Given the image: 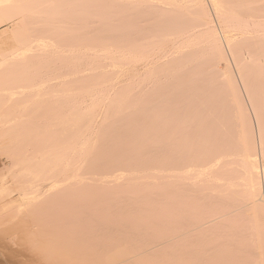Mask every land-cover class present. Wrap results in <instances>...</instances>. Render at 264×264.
I'll use <instances>...</instances> for the list:
<instances>
[{
    "label": "bare ground",
    "instance_id": "obj_1",
    "mask_svg": "<svg viewBox=\"0 0 264 264\" xmlns=\"http://www.w3.org/2000/svg\"><path fill=\"white\" fill-rule=\"evenodd\" d=\"M18 6L0 264H210V230L261 226L264 0H0V27Z\"/></svg>",
    "mask_w": 264,
    "mask_h": 264
},
{
    "label": "rangeland",
    "instance_id": "obj_2",
    "mask_svg": "<svg viewBox=\"0 0 264 264\" xmlns=\"http://www.w3.org/2000/svg\"><path fill=\"white\" fill-rule=\"evenodd\" d=\"M13 7V6H12ZM17 7V6H16ZM15 7V8H16ZM7 9H9V8H7ZM10 9H13V10H6V11H4V10H2V11H4V15L7 13V14H10V17H12V23H10V22H5V23H10L9 24V26H7V24H5V25H3L2 27H0V30L2 31V32H4V30L7 28V29H11L12 31H13V29H15L14 28V25L13 24H16V22L18 23V21H19V19H20V21H21V18L24 16H26V15H21L22 13H18L19 11L21 12V10L20 9H22V7H20V6H18V9H16V10H14V8H10ZM12 11V12H11ZM6 12V13H5ZM7 14L5 15L6 17H7ZM19 14V15H18ZM13 15V16H12ZM17 15V16H16ZM15 16V18H13ZM9 17V16H8ZM20 17V18H19ZM22 18V20H23V22H25V24L27 23V25H29L31 22L33 23L34 21H30V20H32V17H29V18H31V19H26L25 20V18ZM18 18V19H17ZM7 20V19H6ZM8 20H9V18H8ZM7 20V21H8ZM17 20V21H16ZM20 21H19V23H20ZM29 21H30V23H29ZM14 22V23H13ZM9 27V28H8ZM6 29V30H7ZM7 32H8V30H7ZM10 32L11 31H9L8 32V34L5 36V34H3L0 38H2L1 40H0V44H1V48H0V54L1 55H3V54H5V52L9 55V57L10 56H12V54H13V52H12V50H16L17 49V45L18 44H16L17 43V38L16 37H14L13 38V36H8V35H13V32L10 34ZM1 33V32H0ZM4 38H6V39H4ZM12 39V40H11ZM17 39V40H16ZM16 40V41H15ZM3 42V43H2ZM12 45V46H11ZM10 47V48H9ZM11 47H13V48H11ZM15 47V48H14ZM12 52V53H11ZM7 55V56H8ZM14 56V55H13ZM10 58H12V57H10ZM231 66H232V68H233V71H234V74H235V76H236V78H237V80H238V84H239V87L241 88V89H243V90H241L242 91V93H243V96H244V99H245V102H246V104L248 105V108H249V111H250V114H251V116L253 117L252 118V121H253V124H254V129H255V132H256V137H257V145H258V148H259V137H258V129H257V123H256V119H255V116H254V114H253V112H252V109H251V107H250V104H249V101H248V99H247V96H246V94H245V91H244V88H243V85L241 84L242 82L240 81V79H239V76H238V73H237V70L235 69V67H234V64H232L231 63ZM241 85V86H240ZM16 96H18V95H16ZM194 131V130H193ZM196 131V130H195ZM14 138V137H13ZM4 139V138H3ZM9 141V140H8ZM1 142L3 143L4 141H2L1 140ZM0 142V143H1ZM11 142V141H10ZM1 143V144H2ZM5 143V142H4ZM3 143V146H2V148L4 147V145L7 143V141H6V143L4 144ZM7 144H9V143H7ZM6 144V145H7ZM13 144V143H12ZM14 144H16V143H14ZM13 144V145H14ZM25 145L27 144V142L26 143H24ZM12 145V146H13ZM0 146V147H1ZM9 146V145H8ZM11 146V145H10ZM7 147V146H6ZM5 147V148H6ZM11 148V147H10ZM21 148V145L19 146V149ZM22 148H24V147H22ZM21 148V149H22ZM21 149H20V151H21ZM8 150V149H7ZM7 150H2V151H6L7 152ZM11 150V149H10ZM12 150H14V149H12ZM1 151V150H0ZM1 151V152H2ZM18 151V150H17ZM17 151L15 152V150H14V152H15V155L17 154L18 155V157H19V152L17 153ZM22 151H24V149H22ZM6 152H4L5 154H2V153H0V167H1V170H0V181L2 182V179L6 182V181H8V182H6V185L8 184H12L13 182V180H11V179H13V177L11 176L12 174H8V172L10 173V171L8 170V169H10V163H8V162H11L8 158H7V153ZM8 152H9V150H8ZM12 153V152H11ZM11 153H9V155L11 154ZM21 153V152H20ZM258 153H259V151H258ZM3 156V157H2ZM15 158H17V157H15ZM261 158V157H260ZM8 159V160H7ZM5 161V162H4ZM1 162H4V163H1ZM5 166V167H4ZM6 166H8L7 168H6ZM2 167H3V169L5 170V171H3V169H2ZM11 170V169H10ZM3 172V173H2ZM4 174H6V175H4ZM7 174H8V176H7ZM11 177H10V176ZM10 180V181H9ZM0 182V183H1ZM10 184V185H11ZM47 185H49V184H47ZM47 188H48V186H47ZM47 188H45L46 190H48ZM176 191V190H175ZM173 192L174 193V195L176 196V194L178 193V195H177V197H179V199H181V198H185L186 196L184 195V194H180V192L178 191H176V192ZM209 192V191H208ZM207 192V193H208ZM173 193L171 194L172 196H171V199H170V197H169V201L171 200H173L174 198H176V199H174V202H175V200H178V198L177 197H175L174 195H173ZM204 193V192H203ZM213 193V195H211ZM180 194V195H179ZM183 197H182V196ZM187 195V194H186ZM208 195H209V193H208ZM173 196H174V198H173ZM181 196V197H180ZM210 196L211 197H209V199H211V201L208 199V198H206V200H209L210 201V203L208 204V202L207 201H204L203 203H204V207H205V209H206V211H207V215H211L212 216V214H213V212H214V214H216L219 210H220V205L222 206L221 207V209L224 207V205L227 203V202H220L221 200L220 199H218V198H216L215 196H216V194H214V191L212 192L211 191V193H210ZM213 196V197H212ZM208 197V196H207ZM262 198V199H261ZM212 199H214V200H212ZM186 200H188L187 198H186ZM217 200H219V202L217 203ZM261 200H263L262 202H261ZM185 200L184 199H182V202H184ZM14 202V201H13ZM52 202V201H51ZM188 202V201H187ZM186 201H185V203H187ZM205 202H207V203H205ZM215 202V203H214ZM260 202L261 203H263L264 202V188H263V192H262V196L260 197ZM16 203V202H15ZM176 203V202H175ZM179 203H181V202H179ZM178 203V204H179ZM184 203V204H185ZM221 203V204H220ZM222 203H224V204H222ZM13 204V203H12ZM17 204H18V202L15 204L16 206H17ZM174 203L172 202V205H173ZM184 204H182L181 203V205L183 206ZM206 204H207V206H206ZM212 206H211V205ZM216 204H218L217 206L219 207V210H218V208H216L217 206H215ZM220 204V205H219ZM228 204V203H227ZM264 204V203H263ZM176 205V204H175ZM180 205V206H181ZM208 205H209V207H208ZM15 206V207H16ZM174 206V205H173ZM177 206V205H176ZM213 206H215V207H213ZM226 206V205H225ZM264 206V205H263ZM13 207H14V205H13ZM178 207V206H177ZM207 207V208H206ZM209 208V209H208ZM215 208V209H214ZM264 208V207H263ZM213 209V211H211ZM217 209V210H216ZM210 210V211H209ZM215 210V211H214ZM264 210V209H263ZM205 211V212H206ZM209 211V212H208ZM210 212L212 213V214H210ZM263 215H264V213L262 214V216H261V218L263 217ZM215 219L216 217H212V219ZM243 218H244V220H243ZM243 218L241 219L242 221L241 222H243V223H241V222H239L238 224H236V226H235V228L234 229H236V233L234 234V229H232V234L233 235H235V236H232V239H231V233H230V229H225V234H224V232L222 233V235H224L225 237H223V236H221V234L218 232V234H217V230H215V229H212V231L210 232H208L209 234H207L208 235V237H204V243L206 242V240H207V244H208V252L210 251V254H211V259H209L210 260V264L212 263V264H257V263H260L261 262V264H263V261H262V259H263V257H261L262 259H260V257H257L256 256V252H258L257 253V255L258 256H260V254H261V252L264 250V249H262V248H259L258 249V247L259 246H257V245H259L258 244V241H260V239H259V237H256L255 236V234L257 233V231H259V229H263V230H260V231H263L264 232V228H263V226H264V217L262 218V220H260V221H263V225L261 224V226H257L256 225V227H252L251 226V222L249 221V223L250 224H248V225H250V227H247V225H244V224H247V222H248V220L249 219H246L247 217H245V216H243ZM243 224V225H241V226H243V227H241V228H239V224ZM239 225V226H238ZM246 226V229L244 228ZM255 226V225H254ZM258 227H259V229H258ZM261 227V228H260ZM252 231V232H250V230ZM252 228H253V230H254V228L257 230H254V232H253V230H252ZM247 229H248V231L250 232L249 234H247L248 233V231H247ZM216 231V235H215V232L214 231ZM241 231H242V233H241ZM247 231V232H246ZM256 232V233H255ZM238 233V235H236ZM251 233H252V235L253 236H255V237H251ZM255 233V234H254ZM214 234V235H213ZM250 235V236H249ZM218 236V237H217ZM219 236H221V237H219ZM224 239H223V238ZM234 237V238H233ZM215 238V239H214ZM222 238V239H221ZM256 238V240H253V239H255ZM258 238V239H257ZM242 239V240H241ZM211 240H212V242H211ZM244 240H246V241H244ZM248 240V241H247ZM251 242H253L254 244L257 242V244H253L252 243V245H251V243H250V241ZM216 241V242H215ZM228 241V242H227ZM236 241V242H235ZM241 241V242H240ZM217 243V244H216ZM240 243V244H239ZM210 244V245H209ZM219 244H224L223 245V248L225 249V251L224 252H226V250L227 251H230V252H226V253H224L223 255H220V257L218 256V250H219ZM236 245V246H235ZM238 245V246H237ZM227 246V247H226ZM241 246V247H240ZM244 246V247H243ZM254 246V247H253ZM235 247V248H234ZM250 247H252L251 249H250ZM256 247V249H253V248H255ZM244 249V250H243ZM258 249V250H257ZM262 249V251L261 252H259V250H261ZM238 250V251H237ZM247 250V251H246ZM247 253H246V252ZM235 252V253H234ZM249 253V254H248ZM232 254V255H231ZM262 255V254H261ZM264 255V254H263ZM210 256V255H209ZM217 256V257H216ZM222 256V257H221ZM234 256V257H233ZM246 256V257H245ZM212 257H214L213 259L214 260H212ZM257 257V258H256ZM217 258V259H216ZM232 258V259H231ZM245 258H246V260H245ZM253 258V259H252ZM260 260H259V259ZM250 259V260H249ZM252 259V260H251ZM255 259V260H254ZM256 259L258 260V262H256ZM235 260V261H234ZM245 260V261H244ZM264 260V259H263ZM238 261V262H237ZM242 261V262H241ZM206 262H208L209 263V261L208 260H206ZM216 262V263H215ZM222 262V263H221ZM233 262V263H232ZM244 262V263H243ZM256 262V263H255Z\"/></svg>",
    "mask_w": 264,
    "mask_h": 264
}]
</instances>
